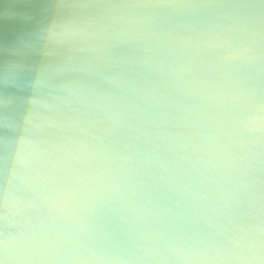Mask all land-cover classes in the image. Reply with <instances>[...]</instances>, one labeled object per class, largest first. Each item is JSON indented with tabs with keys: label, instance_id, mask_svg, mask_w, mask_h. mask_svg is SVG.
Listing matches in <instances>:
<instances>
[{
	"label": "clouds",
	"instance_id": "1",
	"mask_svg": "<svg viewBox=\"0 0 264 264\" xmlns=\"http://www.w3.org/2000/svg\"><path fill=\"white\" fill-rule=\"evenodd\" d=\"M0 264H264V0H0Z\"/></svg>",
	"mask_w": 264,
	"mask_h": 264
}]
</instances>
